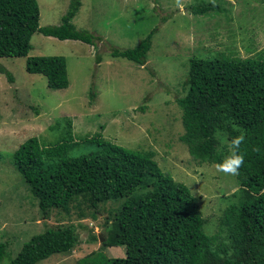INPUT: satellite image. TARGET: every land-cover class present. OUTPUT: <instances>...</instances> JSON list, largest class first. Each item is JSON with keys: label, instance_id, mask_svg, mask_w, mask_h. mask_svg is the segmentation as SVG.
<instances>
[{"label": "trees", "instance_id": "obj_1", "mask_svg": "<svg viewBox=\"0 0 264 264\" xmlns=\"http://www.w3.org/2000/svg\"><path fill=\"white\" fill-rule=\"evenodd\" d=\"M80 6L81 0H71L59 25L41 26L38 0H0V58L25 56L27 71L45 75L50 88L69 87L65 57L29 52L36 32L94 44L98 37L72 22ZM216 8L215 2H201L193 11ZM155 31L137 46L112 54L145 64ZM263 56L193 57L184 94L176 98L185 129L180 139L197 161L222 163L230 155L231 139L244 136L239 152L246 166L236 174L238 189L224 196L229 204L218 225L204 216L184 182L164 172L152 149H130L101 133L78 142L66 131L49 144L33 136L14 151V163L44 217L54 212L63 216L27 241L10 264H38L55 253H72L82 241L97 242L102 236L83 221L98 220L107 211L101 249L81 264H264ZM0 72L13 80L1 62ZM80 144L95 150L72 154ZM111 203L116 207L109 208ZM79 228L89 235L84 237ZM7 245L0 244V259ZM108 246H124L126 254L110 257L103 253Z\"/></svg>", "mask_w": 264, "mask_h": 264}, {"label": "rangeland", "instance_id": "obj_2", "mask_svg": "<svg viewBox=\"0 0 264 264\" xmlns=\"http://www.w3.org/2000/svg\"><path fill=\"white\" fill-rule=\"evenodd\" d=\"M209 1L219 9L193 11L198 3ZM38 3L41 26L59 25L71 0ZM72 22L96 35L95 43L36 32L29 52L65 57L69 87L50 88L45 75L27 71L25 56L0 58L14 77L0 72V244H8L0 264H10L27 241L63 216L54 212L44 217L14 163V151L33 136L49 144L66 131L78 142L101 133L130 149H152L164 172L184 182L204 216L217 225L229 204L224 196L239 187L236 175L191 156L180 139L185 129L176 98L184 94L193 57L264 55V0H81ZM154 29L145 64L112 54L114 49L137 46ZM92 150L95 147L80 144L71 153ZM111 204L109 208L116 207ZM108 214L83 221L102 236L100 240L82 241L72 253H55L38 264H81L87 254L101 249ZM79 229L84 237L89 235L86 228ZM103 250L110 257L126 254L124 246Z\"/></svg>", "mask_w": 264, "mask_h": 264}, {"label": "clouds", "instance_id": "obj_3", "mask_svg": "<svg viewBox=\"0 0 264 264\" xmlns=\"http://www.w3.org/2000/svg\"><path fill=\"white\" fill-rule=\"evenodd\" d=\"M243 140L244 136L242 134L231 139L228 144L230 155L226 157L222 163L217 164V170L236 175L239 170L246 166L245 157L243 153L239 152V148Z\"/></svg>", "mask_w": 264, "mask_h": 264}]
</instances>
